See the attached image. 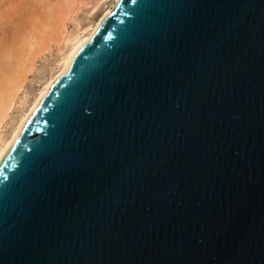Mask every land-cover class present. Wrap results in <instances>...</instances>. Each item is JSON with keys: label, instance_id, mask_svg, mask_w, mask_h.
I'll return each instance as SVG.
<instances>
[{"label": "water", "instance_id": "1", "mask_svg": "<svg viewBox=\"0 0 264 264\" xmlns=\"http://www.w3.org/2000/svg\"><path fill=\"white\" fill-rule=\"evenodd\" d=\"M0 264H264V0H117L0 160Z\"/></svg>", "mask_w": 264, "mask_h": 264}, {"label": "bare ground", "instance_id": "2", "mask_svg": "<svg viewBox=\"0 0 264 264\" xmlns=\"http://www.w3.org/2000/svg\"><path fill=\"white\" fill-rule=\"evenodd\" d=\"M116 1L7 3L11 11H6L11 14L7 24L12 26L0 28V160L41 97Z\"/></svg>", "mask_w": 264, "mask_h": 264}, {"label": "rangeland", "instance_id": "3", "mask_svg": "<svg viewBox=\"0 0 264 264\" xmlns=\"http://www.w3.org/2000/svg\"><path fill=\"white\" fill-rule=\"evenodd\" d=\"M12 1H13V4H14V2H15L16 0H12ZM12 1H11V0H0V15H2V16H0V18H1V17H4V18L6 17L5 19L3 18V21L5 20L4 22H5L6 24L4 23L3 25L0 26V28H1V27H4V26L6 25V26H7L6 28L8 29V27L11 28V26H12V24H10L9 26H8V24H7V21H8V19H9V18H7V17H8L9 15H11V14H10L11 11L7 10V9H8V4H7V3H8V2L11 3ZM11 4H12V3H11ZM11 4H9V5H11ZM13 4H12V5H13ZM11 8H12V7H11ZM6 11H7V12L9 11L10 13L6 15ZM13 15H15V17H16V14H13ZM17 17H18V15H17ZM17 17H16V18H17ZM11 18H14V17H10V21H11ZM16 18H15V19H16ZM1 19H2V18H1ZM3 21L0 20V22H3ZM8 22H9V21H8ZM9 23H10V22H9ZM6 31H8V30H6ZM0 32H1V31H0ZM1 33H2V32H1ZM4 35H6V34H4ZM39 63H40V62H39ZM29 84H30V83H29Z\"/></svg>", "mask_w": 264, "mask_h": 264}]
</instances>
